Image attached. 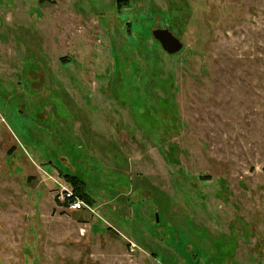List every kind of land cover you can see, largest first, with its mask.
<instances>
[{
  "label": "rangeland",
  "instance_id": "1",
  "mask_svg": "<svg viewBox=\"0 0 264 264\" xmlns=\"http://www.w3.org/2000/svg\"><path fill=\"white\" fill-rule=\"evenodd\" d=\"M0 264H264V0H0Z\"/></svg>",
  "mask_w": 264,
  "mask_h": 264
},
{
  "label": "water",
  "instance_id": "2",
  "mask_svg": "<svg viewBox=\"0 0 264 264\" xmlns=\"http://www.w3.org/2000/svg\"><path fill=\"white\" fill-rule=\"evenodd\" d=\"M153 35L160 42L162 48L169 54L180 52L184 47V43L169 29H155ZM158 219L159 216L157 214Z\"/></svg>",
  "mask_w": 264,
  "mask_h": 264
},
{
  "label": "built area",
  "instance_id": "3",
  "mask_svg": "<svg viewBox=\"0 0 264 264\" xmlns=\"http://www.w3.org/2000/svg\"><path fill=\"white\" fill-rule=\"evenodd\" d=\"M59 198L65 201L68 209L75 211L85 209L84 202L69 189H63Z\"/></svg>",
  "mask_w": 264,
  "mask_h": 264
},
{
  "label": "trees",
  "instance_id": "4",
  "mask_svg": "<svg viewBox=\"0 0 264 264\" xmlns=\"http://www.w3.org/2000/svg\"><path fill=\"white\" fill-rule=\"evenodd\" d=\"M70 178H71L70 179L71 184L76 188L75 189L76 190V194L78 196H80L81 198H83V200H86L87 202L93 201V199H91V197L89 196V194L85 193L86 191L85 192H82V193L78 191V188L81 187L82 183L77 178H75L73 176L70 177Z\"/></svg>",
  "mask_w": 264,
  "mask_h": 264
},
{
  "label": "flooded vegetation",
  "instance_id": "5",
  "mask_svg": "<svg viewBox=\"0 0 264 264\" xmlns=\"http://www.w3.org/2000/svg\"><path fill=\"white\" fill-rule=\"evenodd\" d=\"M155 29H169L170 30V28H169V26L168 25H161V24H159V23H156V26H155V28L152 30V35H153V31L155 30ZM171 31V30H170ZM172 33L177 37V38H179L180 40H181V38L176 34V33H174L173 31H172ZM153 39H155L156 41H158L156 38H155V36L153 35ZM182 41V40H181ZM159 42V41H158ZM183 42V41H182ZM160 43V42H159ZM184 43V42H183Z\"/></svg>",
  "mask_w": 264,
  "mask_h": 264
}]
</instances>
